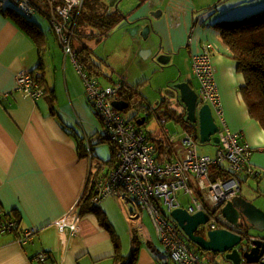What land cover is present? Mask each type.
Here are the masks:
<instances>
[{
  "label": "crops",
  "instance_id": "0c3cea01",
  "mask_svg": "<svg viewBox=\"0 0 264 264\" xmlns=\"http://www.w3.org/2000/svg\"><path fill=\"white\" fill-rule=\"evenodd\" d=\"M85 1L76 29V42L81 44H74V48L77 51L87 49L93 63L101 70L102 74L96 78L103 86L117 79L114 71L107 72L100 65L98 58V55L108 58L110 49L94 54L88 42L81 39L95 38L96 42H106L104 38L108 31L119 24H127L130 28L137 25L138 28L132 31L136 33L135 39L145 26L151 27L143 39L149 38L153 45L141 43L133 51L128 41L123 47L128 58L130 55L137 58L140 51L149 61L156 52V55H165L163 58L167 62L164 65L168 66L176 57L173 54L183 52L190 80L179 78L176 83L187 82L193 90L196 79L190 73L191 56L198 53L203 44H213L211 62L225 120L230 131L240 132L251 149L249 163L259 173L255 179L258 183L256 193L264 196V130L248 112L239 91L245 84L244 78L236 71L235 61L214 27L216 22L264 10V0H105L104 4L94 0L96 8L107 6L105 12L98 13L88 12L86 6L89 2ZM7 7L0 5V214L8 217H0L10 219L0 221V264H129L134 249L137 250L134 264H175L160 242L156 244L153 239L144 238L137 213L131 211L129 217L122 207L109 206V202L117 200L115 198H108L97 206V211L109 217L110 230L99 226L94 214L80 217L78 213L79 230L75 233L62 231L56 226L55 222L65 214L69 215V220L74 218L73 212L83 195L88 171L86 141L92 147L94 161L103 160L96 153V146L102 144L103 124L87 102L81 77L70 58L64 57L62 50H58L48 38L52 32L56 40L50 24L49 32L44 31L36 19L38 15L26 18L18 10L14 12L37 26L43 41L39 51L32 39L2 14ZM112 13L120 21L112 28H108L111 17L104 21L96 17ZM38 17L47 21L40 15ZM109 60L118 62L114 53ZM33 70L40 72L44 88V95L38 100L23 98L15 92L16 76ZM116 71L121 74L117 68ZM125 75L118 77L124 76L125 88L134 92L129 83L131 76ZM196 84L199 86L197 80ZM169 91L171 94L162 95L160 100H165L163 107L170 110V113L164 112L167 118H164L165 128L170 134H180L185 131L178 121L184 107L177 99H171L168 105L169 97L178 96L170 87ZM195 91L197 93L198 89ZM172 103L176 106L173 107ZM168 122L175 125L172 132L167 127ZM196 127L198 130L197 124ZM158 138L163 140L161 151L152 143L157 158L172 162L183 158L180 143H167L163 131L162 137L159 135ZM220 165L227 170L226 163ZM240 174L239 195L253 202L255 197L248 190L247 196L241 194L246 178L243 180ZM224 205L213 211L226 221L221 214ZM114 212L123 216V223L112 219ZM206 255L202 254V258L205 259Z\"/></svg>",
  "mask_w": 264,
  "mask_h": 264
},
{
  "label": "built area",
  "instance_id": "2783aa9c",
  "mask_svg": "<svg viewBox=\"0 0 264 264\" xmlns=\"http://www.w3.org/2000/svg\"><path fill=\"white\" fill-rule=\"evenodd\" d=\"M26 18L34 15L44 17L56 36L64 57H69L81 77L85 97L94 113L102 120V136L109 137L114 145L115 161L112 165L104 161H94L91 148L86 141L88 171L83 195L79 200L88 199L92 206H99L108 198L126 200L131 197L135 204L146 211L153 223L169 259L175 264H205L201 257L187 244L181 231L165 217L175 209L184 208L189 215L204 212L208 230L225 228L235 230L233 225L216 215L214 208L221 207L240 192L238 175L244 169L251 170L249 158L251 149L240 132H232L221 105L215 81V70L211 62L214 46L205 43L198 53L191 56L192 74L198 81L197 103L199 109L208 103L212 117L218 128L215 157L198 154L197 133L182 131L170 134L162 126L167 143H180L183 158L168 161L156 157V148L148 143L146 134L133 121L124 120L112 102L118 99V92L126 86L122 77L110 85H101L76 57L74 43L76 29L85 0H8ZM125 24V23H124ZM40 72L19 73L16 76V89L21 97L38 100L44 90L40 86ZM151 116L146 113L143 118ZM226 163L230 173L227 177L211 180L209 170L212 165ZM188 198L186 207L181 205L180 196ZM69 220L65 214L55 222L62 231L75 233L78 211ZM203 227V226H201ZM252 240V239H251ZM264 262V253L258 263Z\"/></svg>",
  "mask_w": 264,
  "mask_h": 264
},
{
  "label": "rangeland",
  "instance_id": "374dc122",
  "mask_svg": "<svg viewBox=\"0 0 264 264\" xmlns=\"http://www.w3.org/2000/svg\"><path fill=\"white\" fill-rule=\"evenodd\" d=\"M125 1L126 0H123V2H125ZM88 2H89V4L86 6V10L90 13L105 12L107 10L106 4H105V7H106V10H105L104 6L102 9L96 8V6L94 4V0H88ZM100 2L104 4L105 0H100ZM120 2H122V0ZM0 5L2 7L10 6L8 0H0ZM84 6H85V4H84ZM38 16H36V19L39 20L40 25L42 26V29L44 31L49 32L48 22L47 21L44 22V20H42V18L38 17ZM243 17L244 16H241V17H238L237 19H240ZM79 21H80V19H79ZM134 27L130 28L127 24L123 25V26H120V24H119L118 26H116L113 29L108 31V36L104 38V39H107L106 42H103V41L96 42L94 40L95 38H86L84 40L81 39V41L86 42V43L88 42V46L90 47L91 52H93L94 54L101 53L104 49H106V50L110 49V54H109L108 58L103 57V56L101 57L98 55L100 65L107 72L111 73L114 71V74L116 77H118V75H122V74L124 76H126L125 74H128L129 76H131V78L129 79V83L131 86H133L132 89L137 94V97L140 100L139 103L143 107H149L150 113H151V118L148 121H146L144 125L140 126V128L144 132L145 131L150 132L154 138H158L159 135L162 137V128H161L160 121H162L165 118L164 112L166 110L167 113H170V110H168L166 107L159 106L162 95H164V96L166 94L170 95L171 93H169L170 92L169 87L172 88L174 83H176V81L179 78H181V79L189 78V80H190V77H189L188 69H187V67H185V63L183 61V57H184L183 52H180V54L179 53L173 54L176 56L175 59L168 66H165V68L161 67L158 64L157 59L160 58L161 55H156V52L153 54L152 58H150L149 61L145 60L146 58H144L140 54V51H138L139 56L137 58L135 56H132V55H130L128 58L123 51V47L126 45V43H128V41L131 42L130 48L133 49V51L135 48L140 47L141 43L146 42L149 46L153 45V41L150 40L149 38L144 40L143 37L140 35V32H139V34H137V35H139L138 36L139 38L135 39L136 33L132 34L129 32V30L134 28ZM49 33L51 36H49L48 38L51 39L52 43L54 45H56L58 50H60L61 48H59V46H58L59 44H57L55 37L52 35V32H49ZM76 43L81 44V42H79V41L76 42V40H75L74 44H76ZM113 53L115 54V59L118 61L116 63H114V62L111 63L109 60L110 56ZM108 66H110V67H108ZM116 68L118 69V72H120L121 74L117 73ZM190 73H191V76L194 77L192 74V62H191V60H190ZM124 76H119V77L124 78ZM104 80H106V79H104ZM196 85H197L196 80H194L193 87L195 90L198 89V86H196ZM84 95H85V91H84ZM171 99H177V98H175V97L170 98L169 97L168 105H169V101ZM172 106L175 107L176 105L174 103H172ZM173 107H171L172 110H174ZM155 109H156V111H155ZM119 113L122 115V117L124 119H133L136 116L137 117L139 116V118L142 117L141 111L139 112L138 109L133 108V107L125 109ZM167 127L172 132L175 128V125L172 122H168ZM113 146L114 145L109 140L108 141L106 140V141L102 142V144L96 146V153L98 156H100L103 159L102 161H104V162L109 161V158H111V148ZM213 146L214 145H211V144L200 145L198 147V154L200 156H210L211 158H214L216 148H215V146L214 147ZM248 168L251 170L244 169V171H242L240 174V177L243 180H245V178H246V181L244 183H242V186H241V188L243 190V193H241V194L242 195L244 194L247 196V190H248L255 197V198H253V200L255 202L254 201L252 202L251 200H250V202L264 211V196H258L256 193V191L258 189V183L255 181V179L258 177L259 173L251 167L250 163H249ZM126 200L127 201L122 200V199H117L116 201L112 200V202H109V206L113 207V208H121L122 207V209L125 211V213L129 217L131 215V213H130L131 211H133L134 213H137L136 215L138 217V220H140L141 224H142L141 231H142L144 238L148 239V240L153 239L156 244L159 243L160 240L156 235V232H155V229H154V226H153V223L150 219L149 214L146 211L141 210L135 204V202L133 201V199L131 197H127ZM180 201H181V205L183 207H186V205L188 203V198L183 197L181 195ZM128 203H134V205L128 204ZM107 218H109V217H107ZM112 219L117 220V221H121V223H123V221H124L123 216L118 212H114V214L112 215ZM263 234H264L263 232H256V231L250 232V235H258L261 237L263 236ZM205 259H203V262L205 264H212V263H214V264H225V262L222 260V259H224V257H222L221 254H217L215 256L208 254V255H206ZM207 259L212 260V262H206Z\"/></svg>",
  "mask_w": 264,
  "mask_h": 264
},
{
  "label": "trees",
  "instance_id": "16d2710c",
  "mask_svg": "<svg viewBox=\"0 0 264 264\" xmlns=\"http://www.w3.org/2000/svg\"><path fill=\"white\" fill-rule=\"evenodd\" d=\"M85 3L86 1L84 2V4ZM94 4L96 6L95 2ZM2 14L9 17L11 21L23 31L24 34H26L29 38L32 39L33 43L36 45L38 50H41L43 41L41 33H39L37 26L30 23V21L28 22L22 19L18 15H15L7 8L4 9ZM110 15L111 14L105 16L103 14H100L96 17L102 18L100 19V21H104L105 18L108 19V17H111V24L108 26V28H112L116 26L120 21L119 18L113 15V13L111 16ZM214 27L219 32L223 44L229 49L232 56L231 59H233L236 63V71L242 74L244 78L245 84L240 88L239 91L247 106L248 112L253 119L259 122L260 126L264 130V10L258 11L254 14L245 16L240 19H234L230 21L222 20L216 22L214 24ZM76 57L78 62L82 64L92 75L98 77L100 74H102L101 70L93 63L86 48H82L78 51L76 50ZM160 66L164 67L165 65ZM39 67L40 66H38V68ZM118 98H120V100L126 101L129 105L128 108L133 107L138 109L139 112H143L142 117H144V115L146 113H149L150 111L149 107L144 108L139 103L140 100L138 99L137 94L135 92L130 91L129 88L123 87L122 89H120L118 92ZM163 104H165V100H162L159 106H163ZM150 118L151 116L149 115L143 118V125ZM138 119L139 116H136L133 119H128V121L135 122ZM166 120L163 119L160 122L161 125L165 124ZM178 121L182 123L185 131H197V127L195 124L188 123L185 121V108L183 115L178 117ZM143 133L146 134L148 143H153L156 145V148L158 150H162L161 143L163 142V140L159 138H154L150 132ZM101 138L102 139L100 140V143L109 140V137L107 136L101 135ZM115 160L116 159L113 146L111 148V158L108 163L112 165ZM229 175L230 173L227 170H224L221 165H212V167H210L209 177L211 180H215L217 178L216 176L227 177ZM76 206V210L78 211L80 217H83L88 214H94L99 226L110 230V226L105 215L97 211V207L92 206L88 199L80 200ZM0 216L8 217L7 215L3 214H0ZM0 218L2 219L0 221H3L4 219H10L3 217ZM195 234L202 235V233H200L199 231H197ZM189 244L200 254H211L214 256L217 255V253L202 251L192 243ZM136 251V249L133 250V259L129 264H134V256L136 254Z\"/></svg>",
  "mask_w": 264,
  "mask_h": 264
},
{
  "label": "water",
  "instance_id": "95a60500",
  "mask_svg": "<svg viewBox=\"0 0 264 264\" xmlns=\"http://www.w3.org/2000/svg\"><path fill=\"white\" fill-rule=\"evenodd\" d=\"M129 32L132 33L133 30ZM151 27L145 26L141 35L146 38ZM133 34V33H132ZM165 55L157 59L159 64H166ZM172 89L178 95L179 103L185 108V121L197 124L196 131L200 144L216 146L218 138L215 136L218 128L207 105L196 108L197 93L187 82L174 83ZM112 106L121 112L129 107L123 100H114ZM137 126L144 123L143 117L135 121ZM221 214L235 230L216 229L206 231L205 235H196L200 225H205L208 217L204 212L189 215L184 209H176L169 213L171 219L181 231L188 242L194 244L202 251L222 254L229 264H253L258 263L264 253V234L257 236L252 241L249 239L251 231L264 233V211L256 205L238 195L227 201L221 209ZM249 236V237H248ZM260 264H264L261 262Z\"/></svg>",
  "mask_w": 264,
  "mask_h": 264
},
{
  "label": "clouds",
  "instance_id": "9594fccd",
  "mask_svg": "<svg viewBox=\"0 0 264 264\" xmlns=\"http://www.w3.org/2000/svg\"><path fill=\"white\" fill-rule=\"evenodd\" d=\"M197 92H198V91H197ZM197 98H198V96H197ZM177 100H178V96H177ZM178 102H179V101H178ZM202 106H203V105H202ZM202 106H201V107H202ZM138 127H139V126H138ZM195 133H196V132H195ZM215 136H216V135H215ZM198 140H199V139H198ZM199 145H200V143H199ZM255 146H256V145H254V147H255ZM235 197H236V196H235ZM179 209H184V208H179ZM175 210H176V209H175ZM184 210H185V209H184ZM171 212H172V211H171ZM195 214H196V213H195ZM165 217H166L167 219H169V215H168V216L165 215ZM169 220H171V219H169ZM171 221H172V220H171ZM172 222H173V221H172ZM173 223H174V222H173ZM206 223H207V222H206ZM206 223H205V224H206ZM174 224H175V223H174ZM175 225H176V224H175ZM201 226H203V227H201ZM200 229H201V230H200ZM222 229H225V228H222ZM215 230H216V229H215ZM227 230H229V229H227ZM197 231H199L200 233H202V235H204V234L206 233V231H209V230H208L207 228H205L204 225H200V226L198 227ZM197 231H196V232H197ZM249 236H250V234H249ZM249 236H248V237H249ZM183 237H184V236H183ZM184 239H185V241L187 242V244H188V245H189V246H190V247H191V248H192V249H193V250H194V251H195L200 257H201V259H202V254H200L199 252H197V251H196V250H195V249L189 244L190 242H188L187 239H186L185 237H184ZM249 239H250V240H251V239L253 240L254 238L250 236ZM252 240H251V241H252ZM213 253H214V252H213ZM217 254H219V253H217ZM209 255H211V254H209ZM221 255H222V254H221ZM212 256H213V255H212ZM202 260H203V259H202Z\"/></svg>",
  "mask_w": 264,
  "mask_h": 264
},
{
  "label": "bare ground",
  "instance_id": "6f19581e",
  "mask_svg": "<svg viewBox=\"0 0 264 264\" xmlns=\"http://www.w3.org/2000/svg\"><path fill=\"white\" fill-rule=\"evenodd\" d=\"M9 4H10V6H8L7 7V9L9 10V11H11V12H16L17 11V9L9 2ZM41 79H42V77H41V75H40V86L43 88V86H42V84H41ZM215 81H216V79H215ZM216 86H217V84H216ZM43 90H44V88H43ZM217 90H218V88H217ZM218 93H219V91H218ZM204 105H207L208 107H209V109H210V106H209V104L208 103H203V106ZM210 111H211V109H210ZM211 115H212V113H211ZM217 133V132H216ZM217 137V136H216ZM94 159V158H93Z\"/></svg>",
  "mask_w": 264,
  "mask_h": 264
}]
</instances>
